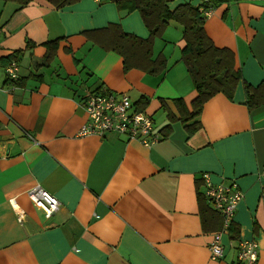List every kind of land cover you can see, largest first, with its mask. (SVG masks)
Wrapping results in <instances>:
<instances>
[{
	"label": "crops",
	"instance_id": "0c3cea01",
	"mask_svg": "<svg viewBox=\"0 0 264 264\" xmlns=\"http://www.w3.org/2000/svg\"><path fill=\"white\" fill-rule=\"evenodd\" d=\"M119 2L0 0V264H237L239 242L251 239L264 264V104L249 108L246 94L264 81V0L209 8L205 31L233 52L241 79L199 113L179 60L183 26L171 20L152 37L151 59L167 69L145 70L135 55L125 70L109 47L115 34L151 32L138 9ZM185 3L203 7L168 6ZM13 58L15 81L6 70ZM88 89L127 93L151 114L160 140L80 135ZM205 172L243 192L215 260L208 245L222 218L199 194ZM35 184L60 202L50 218L28 196Z\"/></svg>",
	"mask_w": 264,
	"mask_h": 264
},
{
	"label": "trees",
	"instance_id": "16d2710c",
	"mask_svg": "<svg viewBox=\"0 0 264 264\" xmlns=\"http://www.w3.org/2000/svg\"><path fill=\"white\" fill-rule=\"evenodd\" d=\"M26 5L32 0H14ZM57 8L70 4L74 0H51ZM121 8L128 11L138 9L150 29V38L142 39L131 34H115L116 41L109 47L119 51L125 57V70L133 65L130 60L139 55L140 64L145 70L161 72L167 69V62H160V68L151 59L152 37L160 35L169 21L174 20L183 26V38L186 42L180 59L186 65L198 92L194 107L199 113L205 100L211 95L223 91L232 93L241 79L240 71L234 66L233 52L228 48L217 47L204 28V15L190 3L181 4L171 10L169 0H119ZM222 0L202 2L205 8L216 5ZM125 7H123V5ZM201 4H199L201 6ZM136 49L140 50L136 53ZM10 62V61H9ZM127 62V63H126ZM159 64V63H158ZM247 106L253 108L264 104V81L258 86L246 85ZM199 194L200 191H199Z\"/></svg>",
	"mask_w": 264,
	"mask_h": 264
},
{
	"label": "built area",
	"instance_id": "2783aa9c",
	"mask_svg": "<svg viewBox=\"0 0 264 264\" xmlns=\"http://www.w3.org/2000/svg\"><path fill=\"white\" fill-rule=\"evenodd\" d=\"M202 1L207 2L208 0ZM7 73L13 80L19 77V66L15 60H12L7 66ZM84 107L88 119L82 125L80 135L94 134L104 137L110 132H117L129 139L139 140L146 146H151L160 140L159 135L154 131L151 114L146 109L134 107L126 93L116 95L86 91ZM203 178L205 196L223 217L222 231L214 234L209 245L211 258L217 259L223 254L221 234L228 229L243 193L235 180L230 183L214 184L208 173H205ZM28 196L35 205L43 210L46 217H50L59 208L58 198L39 184H35L28 190ZM238 259V264H256L258 259L257 242L247 240L240 242Z\"/></svg>",
	"mask_w": 264,
	"mask_h": 264
},
{
	"label": "bare ground",
	"instance_id": "6f19581e",
	"mask_svg": "<svg viewBox=\"0 0 264 264\" xmlns=\"http://www.w3.org/2000/svg\"><path fill=\"white\" fill-rule=\"evenodd\" d=\"M203 2V1H202ZM212 7V6H211ZM211 7H209V8H211ZM209 8H205L204 7V5H203V7L200 9V11L203 13V15H204V18H205V16H206V14H208L209 13ZM208 12V13H207ZM12 60H15L17 63H18V61L16 60V59H11L10 60V62L12 61ZM9 62V63H10ZM9 65V64H8ZM7 65V66H8ZM18 66H19V63H18ZM19 68H20V66H19ZM6 70H7V68H6ZM7 76H8V73H7ZM8 78L11 80V81H15V80H13V79H11L9 76H8ZM87 91H96V92H105V93H114V94H116V95H119V94H121V93H125V92H120V93H115V92H113V91H103V90H95V89H88ZM85 94H86V92H85ZM85 94H84V96H85ZM127 94V93H126ZM128 95V94H127ZM129 96V95H128ZM129 98H130V96H129ZM131 99V98H130ZM131 102H132V104H133V106L134 107H138V108H140V109H145V107H140V106H137L132 100H131ZM83 106H84V97H83ZM85 108V107H84ZM86 111V110H85ZM87 119H88V117H87ZM87 122V121H86ZM85 122V123H86ZM84 123V124H85ZM82 127V126H81ZM80 132V131H79ZM205 173H208L209 175H210V173L209 172H205ZM205 173H203L202 174V179H203V185H204V189L202 190V192L200 191V193L201 194H203V196L207 199V197L205 196V182H204V178H203V175L205 174ZM210 179H211V176H210ZM211 181H212V179H211ZM232 181V180H231ZM213 182V181H212ZM221 182H224V183H226L225 181H221ZM221 182H219V183H221ZM214 183V182H213ZM214 184H217V183H214ZM40 185V184H39ZM45 189V188H44ZM46 190V189H45ZM47 191V190H46ZM48 192V191H47ZM242 192V191H241ZM50 193V192H49ZM243 193V192H242ZM51 194V193H50ZM53 195V194H52ZM243 198V197H242ZM208 200V199H207ZM209 201V200H208ZM241 201V200H240ZM239 201V202H240ZM238 202V203H239ZM35 204V203H34ZM211 204V203H210ZM238 205V204H237ZM60 206V205H59ZM212 206V205H211ZM213 207V206H212ZM214 208V207H213ZM236 208H237V206H236ZM215 209V208H214ZM216 210V209H215ZM217 211V210H216ZM236 211V210H235ZM56 212V211H55ZM54 212V213H55ZM218 212V211H217ZM53 213V214H54ZM219 213V212H218ZM52 214V215H53ZM220 214V213H219ZM51 215V216H52ZM221 215V214H220ZM234 215H235V213H234ZM50 216V217H51ZM50 217H47V218H50ZM221 218H222V224H221V228L217 231V232H221L222 231V227H223V217H222V215H221ZM233 218H234V216H233ZM232 222H233V219H232V221H231V223H230V225H229V227H228V229L226 230V231H223L222 232V234H221V243H222V235L225 233V232H228L229 231V229H230V227H231V225H232ZM217 232H215L214 234H216ZM214 234H213V237H214ZM213 239V238H212ZM212 241V240H211ZM242 241H245V240H242ZM242 241H240V242H242ZM247 241H256L255 239H251V240H247ZM240 242H239V244H238V247L240 248ZM257 242V241H256ZM257 244H258V242H257ZM209 245H210V243H209ZM209 245H208V250H209ZM222 245H223V243H222ZM239 248H238V254H239ZM223 253H224V245H223ZM209 256H210V251H209ZM222 256H223V254H222ZM221 256V257H222ZM221 257H219V258H221ZM210 258H211V256H210ZM219 258H217V259H219ZM212 259V258H211ZM215 260V259H214ZM258 260H259V244H258V259H257V262H258ZM257 262H256V264H257ZM239 263V259H238V262H237V264Z\"/></svg>",
	"mask_w": 264,
	"mask_h": 264
},
{
	"label": "rangeland",
	"instance_id": "374dc122",
	"mask_svg": "<svg viewBox=\"0 0 264 264\" xmlns=\"http://www.w3.org/2000/svg\"><path fill=\"white\" fill-rule=\"evenodd\" d=\"M146 109V108H145ZM146 111H147V109H146Z\"/></svg>",
	"mask_w": 264,
	"mask_h": 264
}]
</instances>
